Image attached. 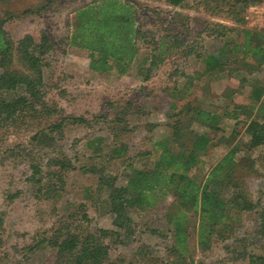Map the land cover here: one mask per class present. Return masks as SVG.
Here are the masks:
<instances>
[{"label":"trees","instance_id":"1","mask_svg":"<svg viewBox=\"0 0 264 264\" xmlns=\"http://www.w3.org/2000/svg\"><path fill=\"white\" fill-rule=\"evenodd\" d=\"M210 1L206 3V10L231 17L236 24L232 28L236 38L230 41L226 36L223 45L215 51L196 54L202 67L194 78H207L206 95L195 96L197 83L188 81L166 90V100L163 99L161 105L156 107L155 102L152 112L164 114L165 131L152 143L147 161L141 167L131 168L118 194L109 196L107 212L112 216L114 228L90 231L86 205L79 202L73 210L58 217L49 233L26 245L27 250L45 243L55 250L58 264H103L109 250V242L105 240L122 243V235L127 237L133 233L128 209H144L155 198L170 196L165 215L172 226L168 251L174 259L169 264H202L194 263L189 255L191 216L196 219L197 248L206 251L215 238H227L233 233L244 213L259 206L249 199L246 185L247 175L258 174V171L254 159L245 154L264 144V83L257 78L250 82L251 104L219 105L211 86L222 78L239 75L237 69L245 70L242 74L246 75L264 64V31L243 25L246 8L261 0ZM165 2L174 10L169 19L163 21L158 36L152 35L153 43L145 45L149 48L146 57L139 56V41L145 43L146 39L137 23L134 0H93L76 8L75 27L67 41L86 49L88 68L93 72L124 75L134 67L143 79H147L178 50L180 56L189 53L184 44L186 36L180 37L176 26H183L185 17L177 8L183 7L185 0ZM26 12L30 9H24L21 14ZM9 17H0V127L15 128L23 124L30 133V143L40 148L52 147L65 126L85 125L88 119L81 115L60 114L55 102L47 97L44 58L57 50L59 40L45 30L38 36L25 33L14 39L4 28ZM244 80L245 76L239 77L240 83ZM130 106L127 102L121 111L123 115L117 113L109 120L112 123L107 133L111 140L106 150L98 144V138L93 148L96 156L86 158L98 159L97 162L77 163L61 151L45 162L30 160V173L25 180L33 196L56 200L65 191L68 172L80 170L100 174V162L126 157L127 145L119 139L121 133L131 130L124 117L128 112L126 107ZM139 110L149 113L151 109L145 111L139 107L136 111ZM249 120L254 121L255 127L246 130L249 139L243 142L237 126ZM230 122L231 128L226 132L224 128ZM155 125L152 123L148 129ZM17 195L16 191L7 198ZM256 213L257 232L264 235V205ZM251 259L264 264V255H252Z\"/></svg>","mask_w":264,"mask_h":264},{"label":"rangeland","instance_id":"2","mask_svg":"<svg viewBox=\"0 0 264 264\" xmlns=\"http://www.w3.org/2000/svg\"><path fill=\"white\" fill-rule=\"evenodd\" d=\"M91 1L0 0V17L11 14L4 28L14 39L25 33L38 36L41 30H45L59 40L57 50L49 52L44 58L43 80L47 97L55 102L60 114L81 115L88 119L85 125L65 126L63 134L56 136L55 145L45 148L28 141L30 133L23 124L15 128L0 127V264H58L55 250L45 243L33 250H27L25 246L49 233L57 224L58 217L73 210L79 202L86 205L90 219L87 228L90 231L113 229L112 216L107 212L109 196L118 194L119 186L130 174L131 168L141 167L147 161L152 143L165 131L164 114L152 112L155 102L156 107L161 105L163 99L166 100V90H173L188 81L197 83L195 96L206 95L207 78H194L202 67L196 54L215 51L223 45L226 36L230 37V41L236 38L232 29L236 24L231 17L214 15L206 10V3L210 0H185V5L177 8L185 17L183 26H176L181 32L180 37L186 36L187 55L180 56L178 50L155 68L147 79H143L134 67L124 75L93 72L88 68L86 49L67 41L75 27V9ZM134 1L137 23L146 39L145 43L139 41V56L146 57L147 46L153 43L152 35L158 36L163 21L169 19L174 9L165 0ZM24 9H30V12L21 14ZM244 72L237 69L236 74L239 75L225 77L212 84L217 104H251L250 82L257 78L264 83V64L256 66L249 74H242ZM241 76H245L242 83L239 82ZM127 102L131 106L126 107L128 112L124 117L131 130L121 133L119 139L127 145V156L108 163L100 162V174L80 170L68 172L65 191L56 200L35 198L25 180L30 173L28 162L32 159L45 162L60 151L77 163L97 162L98 159L86 158L96 156L93 148L98 138V144L106 150L111 140L107 133L108 125L112 123L109 120L117 113L123 115L121 111ZM139 107L151 110L149 113L137 112ZM152 123L156 125L148 129ZM253 127V120L237 126L243 142L249 139L246 130ZM230 128L231 122L224 130L228 132ZM245 155L254 159L258 171V174L247 175L246 185L249 199L259 206L244 213L236 222L235 231L227 238H215L206 251L197 248L196 219L191 216L193 226L189 228L187 245L194 263L259 264L251 256L264 255V235L257 232L256 213L264 205V174H260L264 173V144L250 149ZM16 191L17 196L7 198L8 194ZM170 199V196L157 197L144 209L129 208L133 233L127 237L122 235V243L105 240L109 242V250L103 264L171 263L174 257L169 254L168 248L172 243V226L165 215Z\"/></svg>","mask_w":264,"mask_h":264},{"label":"built area","instance_id":"3","mask_svg":"<svg viewBox=\"0 0 264 264\" xmlns=\"http://www.w3.org/2000/svg\"><path fill=\"white\" fill-rule=\"evenodd\" d=\"M245 26L264 31V0L250 4L244 13Z\"/></svg>","mask_w":264,"mask_h":264}]
</instances>
